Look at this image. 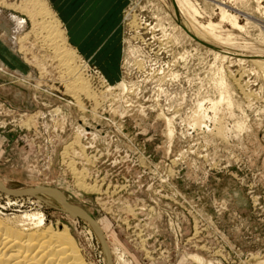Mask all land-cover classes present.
I'll return each mask as SVG.
<instances>
[{"label":"rangeland","instance_id":"obj_1","mask_svg":"<svg viewBox=\"0 0 264 264\" xmlns=\"http://www.w3.org/2000/svg\"><path fill=\"white\" fill-rule=\"evenodd\" d=\"M27 1L0 0V184L84 209L111 264H264V0H119L89 52L44 0L92 97L66 90ZM6 193L2 213L37 210L107 264L84 220Z\"/></svg>","mask_w":264,"mask_h":264},{"label":"bare ground","instance_id":"obj_2","mask_svg":"<svg viewBox=\"0 0 264 264\" xmlns=\"http://www.w3.org/2000/svg\"><path fill=\"white\" fill-rule=\"evenodd\" d=\"M180 3L189 13L192 14L196 11V8L188 0H180ZM21 10L28 15L34 27H37L40 32H45L43 39L45 44L49 45L50 48L54 50L53 53L56 54L55 56L58 58L57 60L59 61V64L63 66L61 68L63 70L62 77L67 82L66 90L74 95H77L79 92H84L86 95L92 97V92L89 90L87 83L80 74V66H77L76 62H74L75 54L73 51L75 50H71L70 47H66L62 30L60 31L57 28L59 23L55 22V19L52 17L53 15L49 7L46 5V2L44 0H28L25 5L22 6ZM221 14L222 18L229 17L234 23H236L235 17L227 14L225 10H222ZM15 19H17L18 22L21 21L19 18ZM201 26L206 31L212 33L216 24L210 21L207 25ZM259 64L261 65V68L264 69V63L260 62ZM0 70L3 69L0 68ZM10 80L16 81L14 79ZM18 83L23 84L19 81ZM79 106L84 107L80 103ZM204 117L203 113L196 111L194 116L192 115L193 119L191 122L193 124L189 123L192 125H202ZM166 126V132L170 136L173 133L174 128L169 118H167ZM219 129H222V127H219ZM0 189L8 192L6 194L9 199L10 195L34 197L35 193L32 192L39 193L46 198L52 199L55 202L54 206H56L60 211L74 218H81L84 220L96 236L97 240H99L103 245L105 238L103 237V233L97 221H95V219H93L81 207L60 199L55 194L53 189L42 186L27 187L18 185L17 188L13 189V191H9L1 184ZM37 199L38 201L41 200L40 196H37ZM104 246L103 252L107 257V264H111L108 257L109 251L107 250V244L106 247ZM120 258H122V256ZM196 259L199 261V258ZM0 264L87 263L84 260L81 250H79L68 227L63 226L62 229H59L58 227L47 224L45 222L44 215L35 210L34 212L24 211L21 214H15L13 216L4 214L0 211Z\"/></svg>","mask_w":264,"mask_h":264},{"label":"crops","instance_id":"obj_3","mask_svg":"<svg viewBox=\"0 0 264 264\" xmlns=\"http://www.w3.org/2000/svg\"><path fill=\"white\" fill-rule=\"evenodd\" d=\"M47 1L58 17L65 23L69 41L82 52L90 51L93 39L101 34V30H99L101 23L107 20L109 13L119 2V0ZM1 28H6V24H3L0 20V29ZM3 44L8 43H6V40L0 35V46H3ZM7 49L10 52L8 47ZM0 53L5 52L0 48ZM7 56H5V58L3 57L5 62H7V58H9Z\"/></svg>","mask_w":264,"mask_h":264},{"label":"water","instance_id":"obj_4","mask_svg":"<svg viewBox=\"0 0 264 264\" xmlns=\"http://www.w3.org/2000/svg\"><path fill=\"white\" fill-rule=\"evenodd\" d=\"M104 245H105V246H104ZM103 246L106 247V242H105V241H103Z\"/></svg>","mask_w":264,"mask_h":264}]
</instances>
